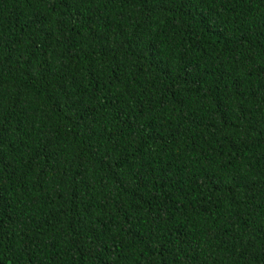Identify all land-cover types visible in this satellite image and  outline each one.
<instances>
[{"label":"trees","instance_id":"1","mask_svg":"<svg viewBox=\"0 0 264 264\" xmlns=\"http://www.w3.org/2000/svg\"><path fill=\"white\" fill-rule=\"evenodd\" d=\"M0 264H264V0H0Z\"/></svg>","mask_w":264,"mask_h":264}]
</instances>
